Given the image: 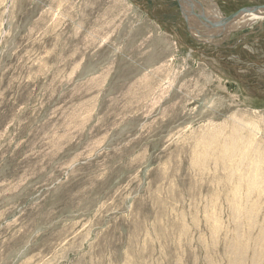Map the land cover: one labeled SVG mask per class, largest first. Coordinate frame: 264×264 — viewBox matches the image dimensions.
Here are the masks:
<instances>
[{
  "label": "rangeland",
  "instance_id": "rangeland-1",
  "mask_svg": "<svg viewBox=\"0 0 264 264\" xmlns=\"http://www.w3.org/2000/svg\"><path fill=\"white\" fill-rule=\"evenodd\" d=\"M181 3L0 0V264H264V20Z\"/></svg>",
  "mask_w": 264,
  "mask_h": 264
},
{
  "label": "bare ground",
  "instance_id": "bare-ground-1",
  "mask_svg": "<svg viewBox=\"0 0 264 264\" xmlns=\"http://www.w3.org/2000/svg\"><path fill=\"white\" fill-rule=\"evenodd\" d=\"M180 1L182 3L184 2L183 4L181 3L182 5H185V1H187V4H186L187 6L185 5V7H187V19L189 18L190 22L192 21V17H193V15H195L196 11L199 12L198 15H202L201 14L202 8L199 5V0H180ZM203 1H204L205 5L206 4L208 5V10H209L207 12V14L204 13L205 15H207V16H205L206 19H211L214 23V25H212V27L218 28V29H216V30L212 29L213 30L212 32H204L203 30H199L201 27L198 25L200 28L199 29L195 28L196 31L194 32V35L201 37V39H206L207 41L208 40L211 41V39H212V37H214V35L223 34V33L227 34L229 32L231 33L233 30H241L243 28L250 27L259 21L264 20V12L258 11V12H247L243 15L238 16L234 20L224 22L225 17H220V11L218 10V8L213 3H211L210 1H207V0H203ZM190 4H192L194 6V9L196 11L194 9L192 10ZM208 14L210 16H208ZM197 17H199V16H197ZM211 20H209V21H211ZM200 22H201V20H200ZM201 29H203V28H201ZM216 32H217V34H216Z\"/></svg>",
  "mask_w": 264,
  "mask_h": 264
},
{
  "label": "water",
  "instance_id": "water-1",
  "mask_svg": "<svg viewBox=\"0 0 264 264\" xmlns=\"http://www.w3.org/2000/svg\"><path fill=\"white\" fill-rule=\"evenodd\" d=\"M264 12V7H254V8H249V9H244V10H241L239 12H237L236 14H233L232 16H230L229 18H226L224 20V22H228V21H231V20H234L235 18H237L238 16L240 15H243L247 12Z\"/></svg>",
  "mask_w": 264,
  "mask_h": 264
}]
</instances>
